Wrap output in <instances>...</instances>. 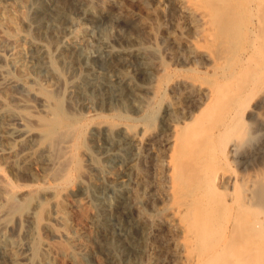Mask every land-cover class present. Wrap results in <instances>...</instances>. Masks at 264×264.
<instances>
[{
  "label": "bare ground",
  "instance_id": "bare-ground-1",
  "mask_svg": "<svg viewBox=\"0 0 264 264\" xmlns=\"http://www.w3.org/2000/svg\"><path fill=\"white\" fill-rule=\"evenodd\" d=\"M60 1L62 7L57 13L67 19L71 18L73 8L79 9L93 25H101L105 19L114 22L122 19L119 14L97 9L90 0ZM179 2L181 10H185V0ZM248 2L221 3L228 7L230 4L229 9L233 10L229 18V12H225L227 19L223 22L217 6L214 11L211 7L207 9V43L215 46L210 52L212 61L207 73L216 78L215 88L207 89V106L221 100H226L229 106L211 130L210 151L207 153L204 147L193 155L195 177L193 172L191 175L184 172L190 175L185 181L183 169L180 172L177 189L180 194L177 192L179 198L172 210L182 227L188 228L186 246L202 248L189 254L190 264H264V10L255 4L258 10L253 12L247 9L249 4L245 5ZM30 3L31 0H0V47L11 49L8 54L0 53V59L11 69H4L5 65L0 69L4 74L0 85V163L16 176L30 179L15 185L0 169V249L5 261L61 264L60 260L65 259L69 264H85L93 251L87 240L93 239L92 233L103 230L106 223L98 211L101 215L96 212L88 217L93 232L76 225L74 213L79 205L73 197L79 191L88 192L93 198L98 192L99 196L104 195L102 200L98 197L103 202L101 207L116 213L121 220H128L120 236L139 250L144 227L129 216L135 163L121 154L125 148L137 151L138 131L129 124L114 126L104 121L79 128L67 120L75 110L72 96H87L89 86L99 90L100 82L105 86L103 101L124 102L126 94L136 87L133 75L123 70V66L140 65L151 75L146 66L149 56L142 48L114 47L107 28H103L102 38L95 44L90 43L87 28L60 36L57 26L46 24L48 11L42 4L34 18L36 24L31 21L40 32L36 31L37 36L53 38L51 48L44 38H35V32L30 33L29 14L25 12ZM210 3L207 4L211 6ZM193 14L205 16L199 10ZM25 25L29 30L22 29ZM80 61L88 65V72L67 80L62 67L70 68ZM95 62L106 63L114 76L109 75L111 71L99 73L91 66ZM38 71L43 73L42 77H37ZM89 76L102 78L86 82L84 79H90ZM223 84H231L234 91L219 90L218 86ZM20 89L38 100L39 115L25 112L31 103L19 93ZM31 120L37 121V126L31 125ZM216 136L222 137L218 146L213 142ZM90 145L100 148L103 161ZM219 151L236 164V175L207 165ZM117 163L124 168L116 173L112 169ZM218 182L220 189L215 187ZM11 224L17 225V236L10 233ZM112 231L97 240L113 254ZM47 234L60 240H50Z\"/></svg>",
  "mask_w": 264,
  "mask_h": 264
},
{
  "label": "rangeland",
  "instance_id": "rangeland-1",
  "mask_svg": "<svg viewBox=\"0 0 264 264\" xmlns=\"http://www.w3.org/2000/svg\"><path fill=\"white\" fill-rule=\"evenodd\" d=\"M90 1L97 9H103L116 15L119 14L122 19L119 22L105 19L101 25H93L77 8H73L70 19L57 13L62 7L60 0H31L32 5L30 3V6L25 8V12L29 14L30 24L28 25L30 27L25 25L26 28H22L23 30L30 29L31 35L35 32L33 35L35 38L40 36H37L40 32L37 31V26L34 24H36V15L39 13L38 8L43 4L46 13L48 11L46 24L57 26V29L60 30L59 33H61L60 36H63V34L66 36L73 31L87 28L90 34V36L88 34V39L90 43L92 42L91 44L93 42L95 44L102 38L101 34L107 28V36H109L111 45L127 49L142 48L149 56L146 66L151 75L144 72V67L140 65L123 66L125 68H122L123 70L129 71L133 75L136 87L135 91L126 94L124 102L120 103L119 101L114 104L107 103V100L103 101L101 98L105 96L103 95L105 94L103 92L105 86L103 87L104 84L101 82L100 91L98 88L93 87L94 89H92V86H89L87 96L75 94L72 96L74 101L71 99L75 110L68 115L67 122L73 127L80 128L83 124L104 121L109 124L112 123L114 126L120 123L129 124L139 133L137 151L134 153L133 150L127 148L121 151L124 159H134L135 163L132 172L134 185L130 194L132 207L129 210V216L139 220V224L144 227L143 237L138 247L139 250H136L129 239L120 236L128 224V220H121L116 213H110L108 209L101 207L103 202L101 201V203L99 198L101 196L104 198V195L99 196L98 192L97 197L94 196L95 199L88 196L90 195L88 192L87 194L84 193L85 191H79L73 197L79 205V209L74 213L76 225L87 230V232H93L90 229L92 226L88 217L91 214L100 212L101 217H105V225L107 226L103 225L101 228L103 230L93 232L92 234L95 233V237L93 236V239L91 237L89 238L91 240H87L93 251L90 258L86 259L85 264H190L189 254L195 253L201 247L196 246V248L190 249L186 246L188 228L184 229L182 227L181 221L173 213L172 205L179 198L180 190L177 189L180 186V174H183L182 177L185 178V181L189 172L190 175L192 172V175H195V169L193 171L192 167V164L194 165L193 155L198 154V151L203 150L204 147H207V153L210 151L209 136L211 130L220 121L223 111H226L229 106L226 100H221L216 105L207 106V89L215 88L216 84V78L212 73H207V66L212 61L210 52L215 47L214 43H207V9L211 10L212 8L213 10V7L216 9L218 7L221 11L217 10L220 13L217 14L223 16L219 17L223 22L227 19V16L228 18L229 15L230 17L233 16L231 12L233 10L229 9L230 4L228 7V5L225 6L221 3H231V0H185V10H181L179 0ZM247 1H249L245 3L247 6L249 4L248 7L246 6L247 9L250 8L249 10L253 9V12H257V6L260 4L261 9L264 10V0ZM210 2H216L217 4L220 2V5L212 3L213 6ZM207 3H210L211 6ZM255 4L258 5L255 6ZM220 6L222 7L219 8ZM246 7L244 8L246 9ZM195 10H199V13L204 12L205 16L201 14L196 16L193 14ZM227 11L229 13L226 16L225 12ZM31 20L34 21V24ZM48 36L46 38L41 35L39 39L44 38L43 41L53 48L54 40L51 36ZM10 50L8 46L0 47V53L4 55L10 53ZM33 50L31 49V54L34 53ZM105 64L95 62L91 66L95 67L94 69L98 72L100 71L99 73L108 74L111 69L110 66L108 67ZM4 65L0 59V69ZM5 66L4 69H7V67L10 69L9 66H6V68ZM62 69L64 70V77L66 76L67 80H73L82 73H87L88 65L80 61L75 66L62 67ZM35 74L37 77L43 75L40 71ZM111 74L114 76L112 71L109 75L111 76ZM96 77L98 76H89L90 79L86 77L84 80L86 82L89 80L93 82L101 81L100 78L102 77L99 76L100 80ZM3 80L4 74L0 73V85ZM218 88L219 90L228 91L226 93L234 91L231 84H223ZM19 93L29 98L31 103V106L24 109L25 112L39 115L38 100L34 98L33 94L23 89H20ZM30 124L37 126L38 122L31 120ZM221 140L222 137L216 136L215 141H213L217 144L215 146H218ZM87 143L91 144L88 140ZM90 147L99 156L100 161H103L100 148L96 145H90ZM221 153L220 151L217 152L216 159L213 161L209 159L207 165L211 169L219 168V170L236 175L238 173L236 164ZM123 168L122 163H117L113 165L112 170L117 173L121 172ZM0 169L15 185L30 181L26 177L16 176L1 163ZM184 172L188 174L185 173V175ZM219 184V182L215 184L218 189L221 185ZM72 185L70 184L69 187H72ZM100 199L102 200V197ZM98 206L100 209H98ZM183 219L186 223L190 222L188 218ZM16 227V224H11V229L9 228L10 233H14L15 236H17ZM107 231H112L113 234L118 235L115 236L114 234L113 243L115 245H113L115 248L113 254L104 247V244H98L97 239H100ZM45 236L50 240L55 238L58 241L60 240L52 235L47 234ZM19 238L22 239V236ZM23 242H25V239ZM204 247H206L204 250L207 251V243ZM66 262L65 259L60 260L61 264H69ZM0 264H8L1 249Z\"/></svg>",
  "mask_w": 264,
  "mask_h": 264
}]
</instances>
